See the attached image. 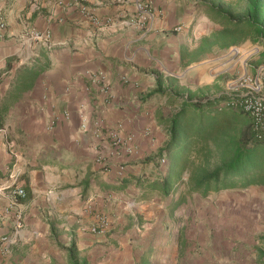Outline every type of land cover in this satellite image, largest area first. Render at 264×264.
<instances>
[{
    "label": "crops",
    "instance_id": "crops-1",
    "mask_svg": "<svg viewBox=\"0 0 264 264\" xmlns=\"http://www.w3.org/2000/svg\"><path fill=\"white\" fill-rule=\"evenodd\" d=\"M202 2L0 0V264H136L122 224L134 212L159 222L157 208L163 263L264 264V186L241 201L217 194L222 201L187 194L188 175L166 198L144 196L136 185L157 177L146 159L167 141L163 120L186 91H222L227 68L181 59L213 32ZM138 5L153 15L145 26ZM98 127L131 135L135 152H116ZM122 180L133 183L119 189ZM94 212L120 221L92 234Z\"/></svg>",
    "mask_w": 264,
    "mask_h": 264
},
{
    "label": "trees",
    "instance_id": "trees-1",
    "mask_svg": "<svg viewBox=\"0 0 264 264\" xmlns=\"http://www.w3.org/2000/svg\"><path fill=\"white\" fill-rule=\"evenodd\" d=\"M200 6L204 7L208 19L221 29L202 38L195 50H182V60L194 62L214 48L227 49L245 40L264 41V0H233L227 6L222 0H208ZM262 62L264 51L256 64ZM157 89L163 92L160 80ZM186 95L179 109L163 120L167 141L155 156L146 159L147 163H153L157 177L136 182L143 195L166 198L183 182V175H188L187 194L207 196L210 192L264 186V142L254 140L248 117L231 109L213 110V101H202L204 92L186 91ZM168 98L169 105L173 106L176 98ZM236 115H244L248 122L240 123ZM162 159L166 160L164 174L159 163ZM132 181L122 180L119 189ZM175 208L176 205L171 206ZM69 255L71 261L78 262L73 244ZM136 264L149 262L142 256Z\"/></svg>",
    "mask_w": 264,
    "mask_h": 264
},
{
    "label": "built area",
    "instance_id": "built-area-1",
    "mask_svg": "<svg viewBox=\"0 0 264 264\" xmlns=\"http://www.w3.org/2000/svg\"><path fill=\"white\" fill-rule=\"evenodd\" d=\"M137 23L145 26L152 20L153 15L146 5H138ZM180 30V26L176 28ZM263 40L250 41L245 46L236 48L238 54L239 70L235 76L226 81L225 87L215 96H205L203 102L213 101V110L231 109L245 114L250 122V130L254 140L264 142V62L256 64L264 51ZM95 134L105 135L110 143L120 154L131 155L136 150L134 138L131 135L120 137L117 129L100 130L95 128ZM145 134L148 135V132ZM161 168L166 165V160H160ZM18 196H23L22 190H17ZM84 211L91 212L92 205L88 203ZM96 224L88 229L92 234H104L107 226L106 217L101 212H94ZM2 242L5 238L1 239Z\"/></svg>",
    "mask_w": 264,
    "mask_h": 264
},
{
    "label": "rangeland",
    "instance_id": "rangeland-1",
    "mask_svg": "<svg viewBox=\"0 0 264 264\" xmlns=\"http://www.w3.org/2000/svg\"><path fill=\"white\" fill-rule=\"evenodd\" d=\"M206 2L208 0H203V2ZM224 5L227 6L228 4L232 3L233 0H222ZM200 11H202V13H205V9L204 7H199ZM206 15V13H205ZM207 16V15H206ZM211 22V21H210ZM212 25L211 27L213 28V32L220 30L221 27L217 24H214L213 22H211ZM247 42H250L249 40H245L237 45L231 46L227 49H218V48H214L213 50H211L210 53L205 54L203 56H200L196 61L194 62H186V65H197L196 63L204 61V60H209V59H214V63L215 65H217L216 68H221V70H224L225 68H227V70L225 72H223V75L221 74V77L224 78L223 81H219L220 83H222V89L225 87V83L226 81L230 80L231 78H233V76H235L236 72L239 70V62H238V54L236 53V51H234V49L236 48H240L245 46V44ZM192 47V46H191ZM191 47H187L188 50ZM197 47L191 49V51L195 50ZM223 60V61H219V60ZM193 63V64H192ZM192 69L188 68L186 73H188L189 71H192ZM187 85H190V82H186ZM192 84V83H191ZM212 95V94H211ZM210 94H206L205 96H211ZM225 110H229V109H224L222 111ZM229 112V111H227ZM236 118L238 119V121H240V123H245L248 122V119L244 116V115H236ZM236 128H241V126H236ZM165 167V166H164ZM212 167V166H211ZM253 188H256L258 186H250ZM245 188V189H229V190H223L220 192H210L208 193L207 196H203L201 195V197L203 199H208V197H214L215 195L222 193V192H229V195L226 196L225 198L232 199V200H238L241 201L242 199L246 198L247 194L249 193V188ZM212 193H215L214 195ZM216 197H220V199L222 201H224V197L217 195ZM251 197H253V195H251ZM256 197V195L254 196ZM210 199V198H209ZM152 198L150 199V201L148 200L149 203H151ZM160 201V200H159ZM163 203H165L166 201L162 200ZM154 204H157L156 202ZM160 205V204H159ZM204 208V206H203ZM202 209H198L199 211L203 210ZM169 211L171 210V204L169 205ZM198 212V211H197ZM134 215H131L130 213V219L133 221H124V224H122V227L125 228V230H123V234L125 233L128 236V239L126 238V240H128L127 245H129L131 247V250L133 252V256L136 259V261L142 257V256H146L147 260H151V255L153 254L154 251L158 252L157 256L154 257V263L155 264H165L162 261V255H161V249H162V245H163V241H162V237L164 235V232L166 231L165 228L163 229L164 225L160 224L161 221V217L160 214L158 212V208L155 210V214L159 215V222H151L147 219H143L142 216L137 215L135 212L133 213ZM201 214V213H200ZM198 213V215H200ZM204 215H208L209 213H205V211H203ZM129 216V215H128ZM200 216H203L202 214ZM106 217V216H105ZM139 217H141L142 220H139ZM157 217V216H155ZM210 217H208L206 220L208 221ZM107 226L106 229L104 231V234L101 235H106L107 233V228L109 227V225L111 224V221L114 223H117L120 221L119 217L117 215H114V217L112 216L111 219L107 218ZM111 221H110V220ZM134 219H136L137 221H135ZM211 220V219H210ZM154 221V220H153ZM140 224H136V223ZM137 225V226H136ZM185 230L192 232V228H189V225H185L184 226ZM233 230L236 232H241V223H234L233 224ZM204 231V229L202 228L200 230ZM213 229H210L209 232H212ZM201 245H198L197 248H200ZM202 248V247H201ZM148 261V262H149Z\"/></svg>",
    "mask_w": 264,
    "mask_h": 264
}]
</instances>
